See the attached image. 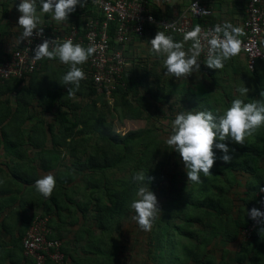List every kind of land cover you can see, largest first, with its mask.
<instances>
[{
	"label": "trees",
	"instance_id": "1",
	"mask_svg": "<svg viewBox=\"0 0 264 264\" xmlns=\"http://www.w3.org/2000/svg\"><path fill=\"white\" fill-rule=\"evenodd\" d=\"M10 1L4 0L2 5ZM39 5L37 0V10L40 9ZM168 9L167 15L159 12L154 14L157 18L171 16L172 10ZM180 11L181 8L176 14ZM2 12L4 14L3 9ZM44 16L45 26L49 29L50 15ZM70 16L79 29L81 26L77 19L81 17L84 20L87 17L103 19L102 14L90 3L83 8L77 6ZM197 23L209 25L214 20L205 17L196 19ZM158 30L162 31L155 27H148L146 31L156 34ZM167 34L177 41L182 39L176 34ZM109 35L110 43L114 45V23L110 24ZM11 50L0 51V57L4 54L9 56ZM125 55L130 62L129 54L125 52ZM238 62L237 57H233L225 66H230L232 74L237 75L241 72ZM130 63L112 93L113 103L119 105L123 117L130 120L148 119L147 109L153 106L156 112H165L164 108H168L170 114H173L174 106L178 112L193 109H207L214 113L217 110L220 113L224 111L218 109L219 101H212V93L207 89L200 85L196 88L189 85L192 76L177 81L180 89L173 87V79L169 77L170 86L178 91L172 92L166 89L164 77L159 75L155 87L149 86L144 78L149 77L150 70L146 66L139 67L136 73L140 62ZM87 64L88 61L82 65L84 71ZM48 67V62L41 60L27 76L9 78L0 83V212L7 207H14L15 211L8 217L15 218L21 214L20 210H25L34 201V196L38 197L34 202L40 206V212L33 215L31 221L37 216L48 217L50 232L47 238L59 240L63 253L62 263L47 260L45 264H66L68 261V264H81L63 246L60 235L63 227L72 233L73 246L80 244L85 237L83 249L88 252V256H92L83 264H120L108 231L136 199L138 185L132 182L131 177L139 171L155 177L150 189L159 196L163 195L167 182L170 190L165 193L169 200L161 207L152 230L147 232V264H243L245 255L249 260L254 259L255 264H263L259 253L264 251V238L259 235V225L256 224L249 235H243V231L253 221L247 213L253 207L258 208L259 191L264 188V126L251 135L252 142L244 145L231 140L226 142L230 149L235 150L230 163L222 162L221 152L214 149L217 159L210 170L211 175L205 177L201 173L203 183H194L188 178L182 181L179 176H187L186 173H163L164 161H155V157L164 150L155 141L151 128L132 129L123 134L116 132L103 110L108 104L107 100L99 106L97 102L103 96L96 95L88 78L81 81L80 90L76 93L81 102H75V97L67 94L68 86L60 81L64 71H60L57 76V71H50ZM242 68L243 78L247 77L254 87L250 95L242 99L246 102L259 99L260 91L264 90L262 70L256 66L255 70L250 71L246 64ZM201 69L206 71V75L200 79L211 82L224 94L220 78L223 76L221 72L228 74L226 67L218 74L203 65ZM162 79L161 85L158 84ZM42 81L44 84L40 86ZM171 97H174L172 101ZM225 99L222 98L223 101ZM169 118L174 120L175 115ZM90 120L96 138L101 141L96 140L93 145L86 143L84 138L83 128ZM64 150L70 162L65 165V169H60L64 164ZM114 169H128V174L121 178L109 177L107 172ZM73 172L84 177L85 188L79 191L85 196L83 201L73 198L78 192L75 186H66L73 181ZM47 174H52L57 183L52 196L45 199L35 190L34 182ZM239 176H243V189L234 196ZM1 224L6 235H9L11 220L5 219ZM69 226L72 228L68 229ZM23 232L19 230L18 236H13L12 240L22 243L26 231ZM248 244H251L255 254L248 255L250 247L245 246ZM20 252L18 261L12 264L34 262V258L24 255L23 245L20 246Z\"/></svg>",
	"mask_w": 264,
	"mask_h": 264
},
{
	"label": "clouds",
	"instance_id": "2",
	"mask_svg": "<svg viewBox=\"0 0 264 264\" xmlns=\"http://www.w3.org/2000/svg\"><path fill=\"white\" fill-rule=\"evenodd\" d=\"M40 13H51V19L58 24L68 22L71 13L77 6L83 8L87 0H39ZM197 14V6L192 5ZM18 26L23 29L17 37V42L39 37L42 42L33 49V62L58 59L61 64L68 65V71L62 75L61 82L66 85L67 94L75 97L80 90L81 81L86 73L81 67L96 52L95 46L85 48L72 39L60 41L45 37L42 16L37 13V0H20L17 5ZM200 14L207 15V11ZM150 22H154L149 17ZM177 21L164 25L165 28H174ZM159 28V26H158ZM182 40L177 41L166 31L158 30L150 41V52L162 58L164 75L172 76L177 80L188 79L193 73L200 72L199 58L206 51L203 64L211 70H222L225 63L238 56L242 49L248 50L241 37L246 35L242 26H237L228 20L217 23L212 28L204 30L197 23L191 30H183ZM190 42V47L185 44ZM206 42V43H205ZM250 89L242 82L237 88L239 96L230 102L222 113L217 110H190L179 112L171 122V134L166 144L179 153L185 166L188 181L203 183L201 173L205 177L211 175V169L216 162L214 149L221 152L220 160L230 163L233 159L234 149H230L227 141L244 145L247 137L253 135L260 127L264 126V90L259 93L260 98L246 102L242 97H248ZM132 182L138 185L136 199L130 207L134 215L130 217L136 222L140 230L151 231L155 220L161 213L157 195L150 189L155 177L147 175L144 171L136 172L131 177ZM56 178L52 174L44 175L35 180L34 188L45 199L52 196L56 187ZM264 192V188L260 189ZM247 215L259 225L258 232L264 238V212L253 207Z\"/></svg>",
	"mask_w": 264,
	"mask_h": 264
},
{
	"label": "built area",
	"instance_id": "3",
	"mask_svg": "<svg viewBox=\"0 0 264 264\" xmlns=\"http://www.w3.org/2000/svg\"><path fill=\"white\" fill-rule=\"evenodd\" d=\"M245 16L241 26L246 35L241 37L248 50L242 49L241 54L250 71L255 70L257 61H264V0H244ZM98 10L103 19L87 17L80 29L76 25L71 26L67 34L58 35L52 29H47L45 24L40 25L44 29L48 39H72L85 48L95 46L96 52L88 59L85 72L91 81L96 95L112 99V93L120 84V77L129 65L125 55L126 47L135 36H141L148 27L159 28L167 33H173L183 37V30H191L195 26V20L208 17L212 14L211 9L200 0H191L189 4L174 17L157 18L149 9L147 0H87ZM197 6V14L192 5ZM207 11V15L200 14ZM152 17L154 22L149 21ZM177 21L174 28H165L164 25ZM114 23V45L110 43V24ZM204 30L212 28L210 25H201ZM13 45L10 55L0 57V83L9 78H23L32 73L38 66V61L33 62V49L42 42L39 37L31 38ZM206 43V42H205ZM201 58L206 59V51ZM260 199L258 209L264 212V192L259 191ZM48 217H35L25 235L22 237L24 255L34 258L30 264H45L47 260L55 263L63 262V253L60 251V241L49 239L50 229L47 225ZM257 224L252 221L243 235H249L252 228ZM26 264V263H23Z\"/></svg>",
	"mask_w": 264,
	"mask_h": 264
},
{
	"label": "rangeland",
	"instance_id": "4",
	"mask_svg": "<svg viewBox=\"0 0 264 264\" xmlns=\"http://www.w3.org/2000/svg\"><path fill=\"white\" fill-rule=\"evenodd\" d=\"M3 1L4 0H0V36L1 35L3 36L4 34L15 35L16 38L14 40L17 41V37L23 31V29L19 28L18 23H17L18 17L20 15V13L17 11V5L19 4L20 0L19 1L11 0L9 4L5 3L4 6L2 5ZM182 1L186 6L189 4V0H182ZM2 9L5 15L3 14ZM37 13L38 15L42 16L43 23L41 25L45 24L44 14H41L39 9L37 10ZM49 15L50 16L48 17V21L51 22V25H49L50 27L49 29H52V31L56 32V34L58 35L62 36L63 33L67 34L71 26L75 25L73 22L74 20H72L71 16H69L68 22L58 24L57 22L51 19L52 14L49 13ZM77 21H78L79 26L83 25L84 23L83 17L77 19ZM147 34L148 32H146L145 35L141 37V39H137L135 42L136 44H134L133 39L128 44L127 51H128V54L131 60L130 62L132 61L140 62V65L136 67V73L139 72V67L144 68L145 66L147 67V69L150 70L151 73L152 72L155 73V74H149L150 73L149 72L148 73L149 77L147 79L144 78V80L147 81L146 83H149V86L155 87L158 81L157 77L159 75L161 78L164 77L163 79H164L165 85L168 87L166 89H169L172 92H178L177 90H174L173 87L175 89H180V86L177 85L180 83H177L178 80L175 79L174 77L164 75V72L166 71V69L163 67L162 58L156 57L150 52L149 50L150 45L147 43V41H150L151 38H147L148 37ZM12 41H10L9 44L5 46L4 50H2L3 52L11 50V47L15 44V43H11ZM187 47H190V42L185 44V48ZM236 57L239 61L238 62L239 67L241 66V72H239V74L237 75L232 74V70L230 66H225L228 71V74H223V72H221V75L223 76L220 79H222L223 81L221 86H222V90L224 91L223 92L224 94H221L219 88L215 87V85H213L211 82L203 81L202 79H200L202 78V75H204L203 77H205L206 75V71L202 69L200 72L193 73L192 78H189V85L191 87L196 88L197 85H200L202 86V88H205L210 93H212V96H213L212 101L216 99V101L220 102V103L218 102L219 104L217 103L218 109L220 110H225L228 107L229 103L232 101L231 100L232 97L236 98L237 96H239V93L237 92V88L242 86V82L245 84L246 87L250 89L248 96L254 90L252 82L247 77L243 78V68L242 67L244 64H246L245 57L241 53ZM204 60L205 59H202L201 57L199 58V61L201 63V68H202V65L203 67H206L203 64ZM257 67L260 69V71L262 70V73L264 74V62L257 61ZM68 69H69L68 65L66 67L62 66V69L61 67L60 69L58 68L57 76H59L60 71L67 72ZM220 71L221 70H217L216 73L218 74ZM62 75L63 74L61 73L60 78L62 77ZM169 77H172L173 79L172 80L174 83L173 87L170 86L171 85L170 81H168V79H170ZM163 79L160 80L158 84L161 85V83L163 82ZM43 84L44 82L42 81L40 86H42ZM11 98H14L13 95H11ZM222 98H227V100L225 99L223 101ZM173 99L174 97H171V101ZM73 100L75 102H81L80 97L76 95H75V99ZM106 100L108 104H106V106L103 107V110L105 112L106 119L112 123L113 129L116 132L123 134L126 131L132 130V129L142 128V127L151 128V130L153 131L155 141L159 143V146L162 148V150H164L163 153H161L160 155L158 154L155 157L156 158L155 161L157 160L164 161V165L162 168L163 173H167V172L168 173L171 172L175 174H179V173L185 174L186 173L184 163L182 161V158L179 156V153L173 151L166 144V140L168 136L171 134V122L173 121L169 117L172 115L174 116L177 113H179L177 111L178 109L175 106H174L173 114L168 113L169 112L168 108H164L165 112H162L160 110L156 112V108H154L153 106L147 109L148 115H149L148 119L144 118V119H139V120H130V119H127L125 116L123 117L119 105L113 103V99H110V98L106 99L105 97H102L101 100L97 103L99 104V106H101L103 102H106ZM226 102L228 104H226ZM43 117L46 118L47 116L43 115ZM83 129H84V138H85L86 143H88L89 145H93L96 140L98 142H101L96 138L95 133L93 132L92 120L88 121L87 125ZM252 139H253V136L247 137L245 140V143L252 142L253 141ZM64 151H65L64 153L65 155L63 156L64 164L61 165L60 169H65L66 168L65 165H69V162H70V161L68 162V159L66 158L67 151L66 150ZM35 161L36 163H39V161L38 162L37 160ZM107 174L109 177L121 178L122 176H126L128 174V169H114L112 171H108ZM99 175L100 174L98 173V176ZM73 177L74 179L71 182L72 184L70 183L66 186H69V185L75 186V189L78 190V192L73 195V198L77 201H83L85 200L84 199L85 196H82V194L79 191H82L85 188L84 187V177L83 175L79 173H75V172H73ZM167 177H170V175L167 174ZM179 178L182 181H184L187 179V176L180 174ZM242 178L243 176H239V180L237 181V189L235 190L234 196H237L239 193H241V190L243 189L244 180H242ZM177 185L180 187L182 186L181 183H177ZM168 186H169V182H167L165 191L163 192V195L161 196H159L156 192H154L157 195V198L160 203V207L162 206L164 207L165 205L164 203H166L167 200H169L165 196V193L170 191ZM32 199L36 201L38 200V197L34 196V198ZM32 199L30 200L33 201ZM170 200H172V197L170 198ZM134 214H135L134 210H132L131 207H129L122 214V216L118 217V221L115 222L113 228L108 231L109 239L111 243L115 246V252H114L115 257L117 258V260L121 262L120 264H147V248H148L147 242L149 241V236L147 235L148 231L146 232V231L140 230L136 222L130 219V217L133 216ZM71 228L72 227L70 226L68 227V229H71ZM65 232L68 233V231H65ZM70 246L73 247L72 245ZM259 256L261 257V260L264 264V251L259 253ZM261 260H260V263H261ZM248 263L255 264L256 261L254 259L249 260L248 258Z\"/></svg>",
	"mask_w": 264,
	"mask_h": 264
},
{
	"label": "crops",
	"instance_id": "5",
	"mask_svg": "<svg viewBox=\"0 0 264 264\" xmlns=\"http://www.w3.org/2000/svg\"><path fill=\"white\" fill-rule=\"evenodd\" d=\"M149 4V9L154 13V12H159L161 14L167 15L168 11L172 10V15L167 16L168 18L174 17L178 14L177 11L179 8H181V11L186 7V5L183 3L182 0H147ZM204 2L205 5H207L211 11L212 14L208 16V18H213L214 23L209 24L211 26H214L217 23H222L225 20L230 21L234 25L241 26L243 18L245 16V1L244 0H200ZM190 2V0H189ZM180 11V13H181ZM148 32L147 38H154L155 34L150 32V31H145L143 35L141 36H135L133 38L134 44H136L137 39H141L145 35V33ZM15 35H9V34H4L3 36H0V51H2L6 45L9 44L10 41L11 43H17L15 41ZM262 46L264 47V37L262 38ZM3 47V48H2ZM2 49V50H1ZM128 45L126 47V52L128 53ZM48 62V69L50 71L55 70L62 66L66 67L67 65L61 64L58 59L56 60H47L44 59ZM43 61V60H42ZM129 62V61H128ZM129 65L131 63L129 62ZM69 67V66H68ZM82 67V66H81ZM201 71V68H200ZM63 72V71H62ZM66 72L64 71V74ZM15 211L14 207H7L5 210L0 212V264H12L15 261H18V256H21L20 252V246H22L19 242H15L12 240L13 236H18V231H26L28 225L30 224V221L37 212H40V206L36 202H32L29 204L25 210H20L21 214H19L17 217H8V214L12 213ZM5 219H10L11 220V225L10 227L11 233L6 235L5 230L2 228L1 222ZM65 227H63V230L60 231L61 235V240L63 242L64 248L67 250V252H70L76 260H79L81 264L86 263L88 258L92 256H88V252L84 251L83 249V243L85 241V237L80 241L81 243L73 246L71 241L73 239L72 233H67L65 232ZM23 232V233H24ZM72 245L73 247H71ZM251 245V244H250ZM250 245H245L249 246ZM251 248V247H250ZM248 251V255L255 254L253 251V248ZM66 262V264H68ZM243 264H249L248 263V257L245 255V258L243 259ZM258 264V263H257Z\"/></svg>",
	"mask_w": 264,
	"mask_h": 264
}]
</instances>
